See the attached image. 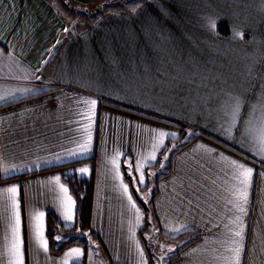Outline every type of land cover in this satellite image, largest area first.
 Returning <instances> with one entry per match:
<instances>
[{
  "label": "crops",
  "instance_id": "obj_1",
  "mask_svg": "<svg viewBox=\"0 0 264 264\" xmlns=\"http://www.w3.org/2000/svg\"><path fill=\"white\" fill-rule=\"evenodd\" d=\"M178 7L185 9V19H173L181 32L153 19ZM226 92L243 98L234 122ZM0 96V264H11L14 214L4 191L11 186L24 264H85L82 243L49 248L46 216L77 229L63 176L92 172L87 236L95 235L104 264H153L144 236L150 224L176 243L171 264H230L233 241L240 264H264V152L245 123L258 126L264 104V0H0ZM161 131L177 135L157 147ZM187 131L195 136L184 143ZM167 150L147 207L137 186L147 187ZM231 161L253 169L243 213L234 207L240 185ZM137 165L144 184L133 183ZM60 185L74 202L70 221ZM39 213L47 251L35 236ZM74 248L79 258L66 257Z\"/></svg>",
  "mask_w": 264,
  "mask_h": 264
},
{
  "label": "snow or ice",
  "instance_id": "obj_2",
  "mask_svg": "<svg viewBox=\"0 0 264 264\" xmlns=\"http://www.w3.org/2000/svg\"><path fill=\"white\" fill-rule=\"evenodd\" d=\"M209 29H214L216 26V21L212 18H209L208 25ZM236 35H240V33H235ZM225 96H227V100L224 101L223 106L226 108V115L231 117V120L234 122L239 118V114L241 112L242 107L244 106L242 103V97L238 94L234 95L231 92H226ZM5 97L0 96V100L4 99ZM86 103H90L92 108L95 107L96 101L92 100L90 102L86 101ZM257 105H253V111L251 113L252 116L255 117ZM260 115L258 117H255L258 119L259 124L253 125L252 120L245 121V123L249 124L250 127L248 129L249 133H254L257 141L260 145V151L264 152V104L259 105ZM86 118L91 120L90 116L86 115ZM91 125H87L85 130L87 131ZM191 134V133H190ZM177 133H167V132H159L160 137V144L157 147L163 146V138L166 136H172L175 137ZM88 140H91V136L89 135ZM83 151L88 150V144H82L79 146ZM75 155V153H73ZM151 159H155V152L151 155ZM112 163L116 165L118 168L119 165L117 164V161L113 159ZM231 163L237 168L238 175L234 177L239 182L240 187L237 188L236 192L234 193L236 197L237 203L234 205V207L238 208V211L243 213L245 211L244 204L247 203L248 200V186L251 181L252 175H253V169L250 167H246L243 164H237L236 161H231ZM81 174L87 173V168L79 169ZM136 172L139 174L138 176L133 177V183L135 184L138 180L139 184H144V172L142 170V165H137ZM129 175H132L129 173ZM55 182L59 184L60 177L57 176L54 178ZM124 192L128 193L129 188L128 185L124 184L122 185ZM60 190L64 194L62 197L63 206H64V220L70 221L72 219L70 208L72 204L74 203L72 201L71 196L68 195V188L64 187L63 185H60ZM5 192L10 194V199L12 200V208H13V214H14V225L12 226V241L11 246L9 249V253L11 256V264H24V253H23V240L20 235L21 230V219H20V211H19V203L16 200L17 195V187L11 186L4 190ZM129 201H132V196H128ZM132 207L136 209L137 212H139V209L136 207V204L133 203ZM43 213H39L36 216L33 217L35 223H34V229H35V236L39 244L44 248L45 251H47V241L44 239V232H43ZM240 221V217L237 216L235 218L234 223ZM239 227V225H238ZM235 237H240L242 235V232L237 230L234 233ZM234 244H236L235 247L231 248L230 251L232 252V257L230 258V264H240L241 261V246L237 241H233ZM81 254V250L79 248L71 249L67 254L66 257H73L75 256L77 259L79 258ZM65 264H67V261H65Z\"/></svg>",
  "mask_w": 264,
  "mask_h": 264
},
{
  "label": "trees",
  "instance_id": "obj_3",
  "mask_svg": "<svg viewBox=\"0 0 264 264\" xmlns=\"http://www.w3.org/2000/svg\"><path fill=\"white\" fill-rule=\"evenodd\" d=\"M104 5L105 4H103L101 8H103ZM194 136L195 134L192 135L184 143L191 140ZM184 143H181L178 147L182 146ZM63 180L67 184L75 200V204H76L75 218L77 222V228L88 230L90 228L91 212L93 205L94 174L92 172L87 177L65 175L63 176ZM46 224H47L46 235L48 238L49 248L55 253L61 252L66 246L72 243H82L84 244L86 250L88 251L89 246H91L90 241L92 236L95 238V235H91L90 237L87 235L73 234V232L71 231L76 229V227L73 228L64 227L50 213L47 214L46 216Z\"/></svg>",
  "mask_w": 264,
  "mask_h": 264
},
{
  "label": "rangeland",
  "instance_id": "obj_4",
  "mask_svg": "<svg viewBox=\"0 0 264 264\" xmlns=\"http://www.w3.org/2000/svg\"><path fill=\"white\" fill-rule=\"evenodd\" d=\"M181 0H177V2H180ZM129 6V5H126ZM162 8V7H161ZM153 19H165L170 22H172L174 26V31L181 32L175 25V22L173 19H185V9L178 7L176 8V11L169 12L168 10H160L159 14L153 17ZM165 29H167L165 27ZM168 31H170L168 29ZM189 138V131L185 132V134L182 137V141H185ZM171 147V146H170ZM171 151L167 150L166 153L161 158L160 164L157 168H154L153 170L150 169L149 173L147 175L148 178V185L146 188L139 189L137 186V193L141 197V199L146 203L147 207L150 206L152 195L155 191V183L154 178L158 174L164 172L167 170L168 167V161ZM73 234L78 235H87L88 231L83 230L80 228H77L73 231ZM144 236L146 239V242L149 246V249L152 254L153 264H171V260L173 258V255L176 250V243L169 240V239H162L159 235L156 234V231L154 230L153 226L150 224L147 230L144 232ZM91 246L88 248V256L87 261L85 264H104L105 256L103 252L98 251L97 243L93 242V240L90 241Z\"/></svg>",
  "mask_w": 264,
  "mask_h": 264
},
{
  "label": "water",
  "instance_id": "obj_5",
  "mask_svg": "<svg viewBox=\"0 0 264 264\" xmlns=\"http://www.w3.org/2000/svg\"><path fill=\"white\" fill-rule=\"evenodd\" d=\"M159 264H161V262Z\"/></svg>",
  "mask_w": 264,
  "mask_h": 264
}]
</instances>
